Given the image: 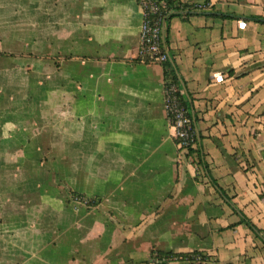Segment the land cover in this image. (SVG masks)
Returning <instances> with one entry per match:
<instances>
[{"label":"crops","instance_id":"obj_1","mask_svg":"<svg viewBox=\"0 0 264 264\" xmlns=\"http://www.w3.org/2000/svg\"><path fill=\"white\" fill-rule=\"evenodd\" d=\"M176 1L206 12L170 18L166 47L209 173L140 59L138 0H0V111L30 104L0 123V264H264V0Z\"/></svg>","mask_w":264,"mask_h":264},{"label":"built area","instance_id":"obj_2","mask_svg":"<svg viewBox=\"0 0 264 264\" xmlns=\"http://www.w3.org/2000/svg\"><path fill=\"white\" fill-rule=\"evenodd\" d=\"M143 10V21L140 30V59L146 63L164 64L170 53L164 42V31L168 23V15L162 14L165 7L163 0H138ZM201 8L200 5H197ZM183 89L176 85H167L164 82V98L174 137L179 139L180 146L195 143V130L191 117L180 98Z\"/></svg>","mask_w":264,"mask_h":264},{"label":"trees","instance_id":"obj_3","mask_svg":"<svg viewBox=\"0 0 264 264\" xmlns=\"http://www.w3.org/2000/svg\"><path fill=\"white\" fill-rule=\"evenodd\" d=\"M163 1L165 3V7L162 8L161 12L165 16L168 15V20L170 18L174 17L175 15H183L185 17H188L189 15H191L193 13H206L204 11H201L200 8L197 7V5H188L186 3H182L181 1H176V0H163ZM210 14L213 15L214 13H210ZM216 15H223V14L219 13ZM224 16L234 17V15H231V14H224ZM251 18L257 22L264 23V17H255L254 16ZM166 41L168 42V38L166 39ZM0 55H2V56H14V54H9V53H0ZM163 65H164V76H165L164 82L167 83V85L176 84L182 88L181 81L182 82H184V81L182 80L181 76L178 73V66H177L175 58L170 57ZM180 98L183 102V105L186 107V109L188 111V115L192 119L193 127L195 130V122L198 120V118H197L196 114H194V103L192 102L191 97H190V99H188V97H186L185 92L180 93ZM175 139H176L177 143L180 144L179 139H177V138H175ZM199 141L200 140H198V136H197V133L195 131V143H194V145L187 146V149H185V147H183L181 145L180 150H185L187 152L188 156L196 157L197 161H199L198 163H200L206 169L207 173H209V166L205 161V157H204V154L201 150V146H200L201 144ZM213 183L218 188V190L220 192H222L227 199H229V197L226 195L225 191L221 187L218 186V183L215 180H213ZM73 196L78 201H83L87 205L91 206L94 204L90 199H84V198H86L85 195H81L79 193H73ZM242 222H245L246 225H248L250 228L256 230L257 232L260 231L256 227V225L251 221V219H249L245 215L242 216ZM204 258L205 257L203 255V253H201L199 251H193L190 253H176V252H166V251L159 250V251H153L152 252V258L151 259H154L155 262H158V264H160L161 262H163V260L168 261L169 259L197 261L199 263H202L204 261Z\"/></svg>","mask_w":264,"mask_h":264},{"label":"rangeland","instance_id":"obj_4","mask_svg":"<svg viewBox=\"0 0 264 264\" xmlns=\"http://www.w3.org/2000/svg\"><path fill=\"white\" fill-rule=\"evenodd\" d=\"M17 2H18V0H17ZM28 67L27 68H29L30 66L29 65H27ZM26 68V69H27ZM28 73L26 74V76H24V79H25V81H28V77H30V74H29V71H27ZM14 74H16V75H14ZM22 75H20L19 76V74L17 73V72H15V73H13L12 75H11V79H12V82L13 83H16L17 81H19V80H21L22 79ZM31 78V77H30ZM30 87H32V88H28L29 90H28V94H27V92H26V94H27V99L28 100H30L31 102L33 101V99L34 98H36L35 100H39L38 99V96H39V94H41L40 92H39V89L35 86H33V81L30 79ZM29 83V82H28ZM17 92H18V94H16V96H17V99L14 101V102H12V103H5V106H8V104H9V106H11V108H12V111H11V109L9 110V109H7V110H4V111H0V123H2V120L4 119V118H6V117H9V116H11L12 117V113L13 112H15L16 113V115H18V113H20V111L22 110L21 108H19V106L20 105H22V106H24L26 103H25V101H24V99H22L21 98V96L22 95H20V92L17 90ZM38 94V95H37ZM44 94H45V92H44V89H43V96H44ZM34 97V98H33ZM40 98V97H39ZM44 101V100H43ZM18 102V103H17ZM25 103V104H24ZM46 103V102H45ZM1 105H3V104H1L0 103V106ZM27 106H29L30 104H29V102L26 104ZM33 106V104H31V106L29 107V109L30 110H32V107ZM6 108H8V107H5V109ZM1 109V108H0ZM2 109H4V107L2 108ZM29 110V111H30ZM23 112H24V109H23ZM24 115V114H23ZM28 115V114H27Z\"/></svg>","mask_w":264,"mask_h":264},{"label":"water","instance_id":"obj_5","mask_svg":"<svg viewBox=\"0 0 264 264\" xmlns=\"http://www.w3.org/2000/svg\"><path fill=\"white\" fill-rule=\"evenodd\" d=\"M164 42L166 43V30L164 31ZM170 57H171V55H170ZM181 85H182L183 91L185 92L186 97H188V99H190V94L188 93L184 82L181 81Z\"/></svg>","mask_w":264,"mask_h":264}]
</instances>
